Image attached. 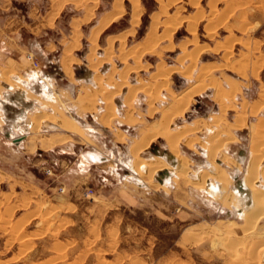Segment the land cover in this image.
Returning a JSON list of instances; mask_svg holds the SVG:
<instances>
[{"label": "rangeland", "instance_id": "374dc122", "mask_svg": "<svg viewBox=\"0 0 264 264\" xmlns=\"http://www.w3.org/2000/svg\"><path fill=\"white\" fill-rule=\"evenodd\" d=\"M139 10L133 22L131 0H0V264H264V219L244 236L229 228L243 224L236 186L248 157L249 126L264 117L262 107L243 127L232 126L242 103L264 101V0H140ZM113 12L121 16L98 32ZM165 27L171 37L164 38ZM202 64L212 66L205 82L214 85L193 95L168 126L202 125L187 135L192 141L178 144L189 172L172 179L177 163L170 164L174 156L160 132L139 157L159 156L167 170L176 168L162 183L158 172L151 177L156 188L145 184L132 169L129 147L171 99L163 88L155 95L136 92L130 108L126 91L140 84L155 89L150 74L157 65L181 68L168 73L166 85L184 91L200 83ZM104 92L114 95L107 125L101 122ZM214 115L221 116L218 124ZM39 116L46 118L32 129ZM62 118L78 132L58 127ZM215 130L227 140L212 164L206 140ZM56 135L69 136L40 146ZM161 151L173 156L169 162ZM95 152L105 161H96ZM214 164L226 172L231 202L214 198L207 188L217 183L212 179L194 186L196 173Z\"/></svg>", "mask_w": 264, "mask_h": 264}, {"label": "bare ground", "instance_id": "6f19581e", "mask_svg": "<svg viewBox=\"0 0 264 264\" xmlns=\"http://www.w3.org/2000/svg\"><path fill=\"white\" fill-rule=\"evenodd\" d=\"M139 1L140 0H131V2H132V20L131 21H133V22H136L137 20H139V16H140V14H139L140 13V10H139ZM121 2H122V0H121ZM121 4H119V5H121ZM119 5L116 6L117 9L120 8ZM120 11H121V8H120ZM119 13L120 12H116V13L113 12L112 14H110L109 16H107L103 20V23L101 24L100 28L98 27V32L103 31V29H105L106 26L111 23V21H113L116 17L121 16V15H119ZM164 13H165V11H164ZM167 15H169V14H167ZM225 17H227V16H225ZM164 22H165V20H164ZM164 22H163V24L166 26L167 24H165ZM193 22H195V21H193ZM169 24L171 25V23H169ZM174 24H176V23H174ZM156 25H157L156 27H158V23ZM172 26L173 25H171V27H170L171 30L174 29V28H172ZM167 27H169V25ZM190 29H191V31H194V28L193 27H190ZM105 31H106V29H105ZM164 31H165V34L163 35L164 38L165 37H171V33L168 32V31H170V30H168V28H166V30H164ZM209 35H210V33H209ZM161 36H162V34H161ZM157 39H158V37H157ZM168 39H171V38H168ZM94 40H96V39H94ZM114 40L115 39L112 38V41H114ZM184 48H182V49H184ZM150 49H151V47H150ZM150 49H148V50H150ZM199 49L200 48H198V50ZM194 50H195V48H194ZM134 56H136V55H134ZM126 57H128V56H126ZM184 57H185V55H184ZM248 58H250V57H248ZM122 59L125 60L126 58H122ZM132 59H133V57H132ZM193 59H196L195 56H192L191 57V60H193ZM259 60L257 58L256 59V63ZM252 64L255 65V61ZM211 68H212L211 65L202 64V66L200 67V70H199V72L197 74V79L200 81V83L197 84V85H195V86L189 87L188 89H186L184 91L175 93L171 88H169L166 85L167 84V82H166L167 75H168V73H172L174 71L175 72H181L182 73L183 70L181 68H179V67H177V68L172 67V68L164 69L161 65H157V67L155 68L156 71H154V72H152L150 74L151 81L153 80L155 82L154 84L157 85L155 89H153L152 85L151 86L150 85L148 86L146 84H140V85H137V86H131L128 89V91H126L127 94L123 98V101L130 108L132 107V99L135 96V93L136 92H142V93H144L146 95H149V94L152 93V94L155 95L161 88H163V89H166V92L168 93L169 98L171 99V103L168 106L162 107V108L159 109V112H160L159 119L156 120V121H154V122H152V123H150L146 127L144 126L145 128H144V130L142 129L143 130L142 136L140 138H138V140H135V142H133V144H131L130 147H129V151H130V154L132 156V162H131L132 163V169H133V171H135V173H137L138 179L140 181H142L143 183L154 185L155 188H156L157 186H159V182L162 183L163 180L162 179H161V181L158 180L159 182L157 183V182H153L151 180V177L153 178L154 175L157 172L159 174V172H163V171H167V173L166 174H163V175L168 177L174 171V169L176 168L175 167L174 169L167 170V168H168V167H166L167 164L164 163L162 160H160L159 159L160 158L159 156L158 157L153 156L150 159H141L139 157V155H140L139 153L142 152L143 150L147 149L149 147L150 141L154 137H156L160 132H162V133L165 134L164 137H165V140H166V143H167L168 152L174 156L173 157L172 155H170L171 157H173V160L177 163L178 169L175 171L174 174L172 173L170 175L171 177L173 176L172 179L175 180L176 178L184 177L189 172V168H188V166L185 163L186 162V158L183 155H181L180 153H178V150H177L178 149V144L181 143L182 140H184L187 144L190 141H192V139H187V135L190 134V133H192V132H194V131H197L198 132V129H199V127H200L201 124H199V122H197L196 125H195V123H193L195 126H187L186 125V126H182V127L178 128L176 130H169L168 129V126H169L170 119L172 117H174L175 115H178L179 113H181L184 110V108L186 107L188 101L190 100V98L193 95H195L196 93H198L200 90H202L204 87H206L208 85L209 86L210 85L211 86L214 85V82L212 80H209L208 82H205V79L208 77L207 74L210 72V69ZM253 69H254V67H253ZM129 70H131V69H129ZM66 71H68V70H66ZM253 71H255V70H253ZM122 78L124 79V77H122ZM125 82L126 81L121 80L117 84V86H116L117 87V91H119V90L121 91V88L124 86ZM96 89H97V87H96ZM102 91H105V90H102ZM262 91L264 93V90H262ZM105 92H104L105 106H104L103 112L101 114V117H102L101 118V122L107 125L109 123L110 118L114 115V105H113V96L114 95H113V93H105ZM216 93H217L216 96L220 97L221 94H222V91L221 92L219 91V92H216ZM233 93H234V89H231L230 95L232 96ZM92 100L93 99H91V101ZM152 102H153V98H150L148 100V103H149L148 114H149V116H151L154 113V111H155L154 110L155 108L153 107ZM90 103L92 104V102H89V104ZM262 107H264V101L262 103L260 101H258V102L257 101H254L250 105H249V103L248 104H246L245 102L242 103L241 108H240V111L237 112L236 115H235L234 122H233V125H232L233 128H234V126L235 127H238V128L243 127L244 124H245V122H246L247 116L248 115H256L257 112H258V110H260ZM221 110H222V112H224L226 110V107L225 106H222ZM36 118H37L36 119L37 122H36V124L32 128V129H35V130H36L37 126L40 124V122L43 121L46 117L39 116V118L38 117H36ZM199 120H201V119H199ZM211 120H212L213 124H218L220 122V120H221V116L220 115H214V116H212ZM57 126L60 127V128H62V129H64V130H66V131H74V130L76 131L78 129V128H76V126H74L70 122V120L64 119V118H62L61 120H58L57 121ZM229 127H231V126H229ZM249 127H250V129H249V150H248L249 152H248V157H247V161L245 163V169L243 170L242 178L240 180V187L238 188V191H236L237 193H236L235 199H234V201L236 200V202H237L238 208H241L242 209L241 218L243 219V224L238 225L239 223L238 224H234V223H230L229 224L228 223L229 224L230 231H231V229L237 230L238 232H241V234L243 236L251 233L256 228L257 222L259 220H261V219H264V117L257 118V120L254 123H252L251 126H249ZM78 130H77V132H78ZM68 136L56 135V136H48V137L42 138L41 141H40V143H41L40 146H42L44 148H48V147L52 146L53 144H55L56 142H59L58 144H60V142L66 140L68 138ZM19 137H22V136H19ZM82 137H79V138H81V140H82ZM15 139H17V138H15ZM15 139H13L14 142H19V141L22 140V138L19 141H15ZM226 140H227V138H225V137L224 138H221L220 131H218V130H215V131L211 132L208 135L207 140H206L207 143H208V148H206V157L209 160V162H211L213 164L212 161H214V159H216L217 152L220 150V148L223 146V144H224V142ZM230 140H228V141H230ZM32 148H34L33 145L31 146V149ZM161 155H163V154L161 153ZM162 159H164V158H162ZM165 160H166V162H169L168 161V157L166 155H165ZM214 163H215V161H214ZM225 175H226V172H224L223 169L219 165H215L214 164V165H212L211 169L200 170L198 173H196L195 179L193 180V183H194V186H196V187L204 188L206 186L208 180L212 179L213 181H215L217 183L215 185H208L207 188L210 190V192L212 194H217V197H214V198L215 199H218V201H220L221 203H225L227 200H230V202H231V200H233L234 194L231 195L232 192L228 188L229 186L227 187V184H226L227 182H226ZM260 185H262L261 188H260ZM226 227L221 226L220 228L225 230ZM260 229H261V226H260ZM243 236H240V237H243ZM259 236H261V235L259 234ZM236 237H238V236L236 235ZM26 239H28V237L27 238L25 237V240ZM239 239H241V238H239ZM256 242L257 241L252 242V245H255ZM257 246L258 247L261 246L260 248L263 249V251H264V241L262 242V244L260 246H259V243H258ZM257 246L255 245L254 247H257ZM251 247H253V246H251ZM255 251H257V248L255 249Z\"/></svg>", "mask_w": 264, "mask_h": 264}, {"label": "built area", "instance_id": "2783aa9c", "mask_svg": "<svg viewBox=\"0 0 264 264\" xmlns=\"http://www.w3.org/2000/svg\"><path fill=\"white\" fill-rule=\"evenodd\" d=\"M26 57H27V59L30 60L31 65H32V67H33L34 69H38V68L40 67L39 62L34 58V56H33L31 53H27ZM91 194H92V189H85V190H84V195H85L86 197L91 196Z\"/></svg>", "mask_w": 264, "mask_h": 264}, {"label": "crops", "instance_id": "0c3cea01", "mask_svg": "<svg viewBox=\"0 0 264 264\" xmlns=\"http://www.w3.org/2000/svg\"><path fill=\"white\" fill-rule=\"evenodd\" d=\"M155 143H153L152 145H154ZM152 145H150L151 147H152ZM151 147H150V151L152 152V150H151ZM158 150H159V148H158ZM159 152H160V150H159ZM159 152H154V154H158ZM162 153H164V155H169L168 153H166V152H164V151H161ZM94 159L96 160V161H98V162H102V161H105V157L103 156V155H101L100 153H94ZM169 159V158H168ZM169 161V160H168Z\"/></svg>", "mask_w": 264, "mask_h": 264}, {"label": "water", "instance_id": "95a60500", "mask_svg": "<svg viewBox=\"0 0 264 264\" xmlns=\"http://www.w3.org/2000/svg\"><path fill=\"white\" fill-rule=\"evenodd\" d=\"M21 138L22 137H18L17 139H15V141H19V140H21ZM167 157L169 158V157H171L170 155H167ZM170 164L171 165H176V162L172 159V161L170 162ZM165 172V173H164ZM167 173V171H163V172H159V175H160V177H158L157 179L159 180V181H161V177H162V175L163 174H166ZM240 187V186H239Z\"/></svg>", "mask_w": 264, "mask_h": 264}, {"label": "flooded vegetation", "instance_id": "af4514ba", "mask_svg": "<svg viewBox=\"0 0 264 264\" xmlns=\"http://www.w3.org/2000/svg\"><path fill=\"white\" fill-rule=\"evenodd\" d=\"M16 138H18V137H16ZM158 148H159L158 145H156V144L152 145V147H151L152 153L159 152ZM239 186H240V184H238V186H236V187L239 188Z\"/></svg>", "mask_w": 264, "mask_h": 264}]
</instances>
